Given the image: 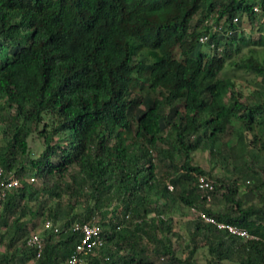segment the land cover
<instances>
[{"label": "trees", "instance_id": "obj_1", "mask_svg": "<svg viewBox=\"0 0 264 264\" xmlns=\"http://www.w3.org/2000/svg\"><path fill=\"white\" fill-rule=\"evenodd\" d=\"M244 21L262 28L264 0H0V169L20 181L0 202V264H64L72 222L92 215L103 243L81 264H198L201 246L208 264H264V58L234 62L260 77L246 93L220 74L239 42L264 46ZM182 206L194 211L185 258ZM46 219L58 231L39 233L35 257L26 239Z\"/></svg>", "mask_w": 264, "mask_h": 264}, {"label": "rangeland", "instance_id": "obj_2", "mask_svg": "<svg viewBox=\"0 0 264 264\" xmlns=\"http://www.w3.org/2000/svg\"><path fill=\"white\" fill-rule=\"evenodd\" d=\"M210 23V22H208ZM242 34L248 37L250 40H256L260 34L264 35V25L261 28L259 22H254L253 24L243 22L242 24ZM237 47L231 51V53L226 57V63L222 68L220 74L225 77H231L235 80L236 85L241 88V91L247 92V90H252V88H258L255 82H259V78L257 75L253 74L252 72H246L244 70L237 69L233 64L235 61H238L244 55H248L252 50H254L260 59L264 58V46L252 44L250 42H239ZM175 51H178L175 48ZM264 98V97H262ZM223 140L229 138L228 135H224ZM29 148L33 151V153L38 154L42 149V144L40 140L34 135H31L28 139ZM215 160L212 158L210 159L208 150H196L193 152V162L196 164L201 165L203 168L211 169L213 174H216L220 169L219 166H213ZM30 175V174H29ZM257 203H260L261 200L258 198L255 199ZM213 204L223 205V201L220 203L213 202ZM77 210H81V207L78 206ZM172 226L174 231L178 234V236H173V242L176 253L181 257H187L190 254V240L188 236V231L186 227V221L194 216V211L186 208V207H179L176 208L172 212ZM43 225L40 223L33 232L40 233L43 231ZM202 244V242H201ZM192 258L198 264H208L209 254L207 253L206 247L201 246L196 249L191 255ZM222 264H232L230 262L224 261Z\"/></svg>", "mask_w": 264, "mask_h": 264}, {"label": "built area", "instance_id": "obj_3", "mask_svg": "<svg viewBox=\"0 0 264 264\" xmlns=\"http://www.w3.org/2000/svg\"><path fill=\"white\" fill-rule=\"evenodd\" d=\"M237 18H233L235 23ZM206 36H202V40H205ZM2 170L0 169V202L3 201L8 194V192L20 184L18 178L13 174L9 173L7 175L1 176ZM29 181H33L32 175L28 176ZM198 186L202 189H211L212 183L203 175L198 177ZM167 187L171 189L168 184ZM200 217L211 224H214L218 229L224 230L229 234L238 235L240 237H250V235L242 228L236 225L225 223L222 221H216L213 217L200 212ZM58 224L52 222L51 219H46L43 222V229H51L54 232L58 231ZM72 230L77 231L79 234V239L74 246L72 254L67 258L64 264H81L83 258L91 253L93 249L99 248L102 243L101 227L97 223V218L92 215L88 221L85 222H72ZM26 246L34 251L35 257H38L43 249V239L39 233L32 232L26 239Z\"/></svg>", "mask_w": 264, "mask_h": 264}, {"label": "clouds", "instance_id": "obj_4", "mask_svg": "<svg viewBox=\"0 0 264 264\" xmlns=\"http://www.w3.org/2000/svg\"><path fill=\"white\" fill-rule=\"evenodd\" d=\"M30 176V175H29Z\"/></svg>", "mask_w": 264, "mask_h": 264}]
</instances>
